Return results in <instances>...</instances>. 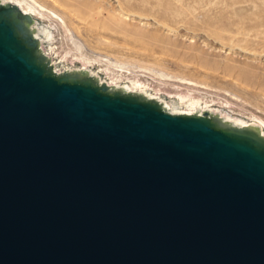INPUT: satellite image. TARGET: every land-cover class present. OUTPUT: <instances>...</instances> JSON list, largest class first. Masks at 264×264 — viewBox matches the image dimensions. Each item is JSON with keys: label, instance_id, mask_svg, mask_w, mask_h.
<instances>
[{"label": "water", "instance_id": "water-1", "mask_svg": "<svg viewBox=\"0 0 264 264\" xmlns=\"http://www.w3.org/2000/svg\"><path fill=\"white\" fill-rule=\"evenodd\" d=\"M0 264H264V124L79 71L0 0Z\"/></svg>", "mask_w": 264, "mask_h": 264}, {"label": "rangeland", "instance_id": "rangeland-1", "mask_svg": "<svg viewBox=\"0 0 264 264\" xmlns=\"http://www.w3.org/2000/svg\"><path fill=\"white\" fill-rule=\"evenodd\" d=\"M17 1L37 11L33 19L79 71L264 124V0Z\"/></svg>", "mask_w": 264, "mask_h": 264}, {"label": "bare ground", "instance_id": "bare-ground-1", "mask_svg": "<svg viewBox=\"0 0 264 264\" xmlns=\"http://www.w3.org/2000/svg\"><path fill=\"white\" fill-rule=\"evenodd\" d=\"M3 2L7 3V4H14L17 5L18 7H20V9L23 11V13H25L26 15H31L34 19H36L38 21V17H37V11L33 10L30 6L25 8L19 1L17 0H2ZM49 26V25H48ZM51 27V26H50ZM45 33H48V31L44 30ZM50 39H53V35H50L49 37ZM55 39V38H54ZM90 65V64H88ZM122 65V64H121ZM92 66V65H91ZM119 67H121L120 65H118ZM87 67V66H86ZM94 67V66H93ZM83 70H86L85 68ZM101 72V71H100ZM96 73V72H95ZM138 83V82H136ZM139 84V83H138ZM255 118V117H254ZM256 119V118H255Z\"/></svg>", "mask_w": 264, "mask_h": 264}]
</instances>
